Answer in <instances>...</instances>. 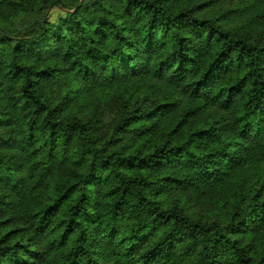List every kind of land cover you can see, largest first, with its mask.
I'll return each instance as SVG.
<instances>
[{"label":"trees","instance_id":"16d2710c","mask_svg":"<svg viewBox=\"0 0 264 264\" xmlns=\"http://www.w3.org/2000/svg\"><path fill=\"white\" fill-rule=\"evenodd\" d=\"M215 1L0 0V264H264V0Z\"/></svg>","mask_w":264,"mask_h":264},{"label":"rangeland","instance_id":"374dc122","mask_svg":"<svg viewBox=\"0 0 264 264\" xmlns=\"http://www.w3.org/2000/svg\"><path fill=\"white\" fill-rule=\"evenodd\" d=\"M216 8L214 11H218L220 13H225L226 11L230 10H236L241 5L237 0H221V1H215ZM254 12V9H247L246 13L250 14ZM58 11L53 10L51 18L54 20L58 16ZM192 210H195L198 215L203 214L204 212H199V210L191 208Z\"/></svg>","mask_w":264,"mask_h":264}]
</instances>
